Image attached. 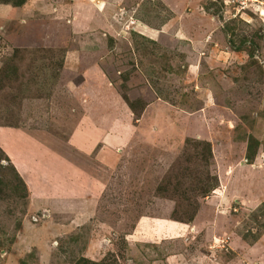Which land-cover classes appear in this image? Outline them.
Masks as SVG:
<instances>
[{"label":"rangeland","instance_id":"rangeland-1","mask_svg":"<svg viewBox=\"0 0 264 264\" xmlns=\"http://www.w3.org/2000/svg\"><path fill=\"white\" fill-rule=\"evenodd\" d=\"M15 7L0 17V128L16 126L26 174L42 163L57 181L25 189L0 147V264H264V0ZM242 38L252 57L234 49ZM123 93L151 106L136 116ZM73 162L105 187L80 194L86 209L98 196L93 215L65 232L72 217L44 210L79 187L58 175ZM211 198L226 219L208 228L199 211ZM141 215L190 228L144 241Z\"/></svg>","mask_w":264,"mask_h":264},{"label":"crops","instance_id":"crops-1","mask_svg":"<svg viewBox=\"0 0 264 264\" xmlns=\"http://www.w3.org/2000/svg\"><path fill=\"white\" fill-rule=\"evenodd\" d=\"M12 5V4H11ZM16 9L15 6H9L8 3L7 4H1L0 3V17H2L1 15L3 14V12H8L9 9ZM151 29V28H149ZM144 30L146 33H149L148 30L146 29H142ZM76 52H79V50H73ZM90 65V63H89ZM64 66L62 65V68ZM77 71H81V68L77 67L75 68ZM94 70V69H93ZM128 76V73L126 74ZM108 85V84H107ZM74 90V89H73ZM72 92V90H71ZM100 104V103H99ZM103 104V103H101ZM108 107V105H106ZM147 106V108L149 106H151L150 104H146L145 103V107ZM94 111V103H90V110H84V112H90L92 113ZM14 127L16 126H10V127H1L0 128V147L6 151L4 152V154L9 158L10 162L13 164L16 172L18 173V175L21 177V179L23 180V182L25 183V185L27 186V189L29 190L32 187H36V186H45V185H50L52 184L51 182H55L57 181L54 177V175L52 173H49L47 171L46 168L43 167L41 161V165L36 163V169L35 171H32L33 175H30V173L26 174L24 172V168H27L25 165L23 166L21 164V160L18 159V157L16 156V151L19 152H23L24 150H27L26 148L23 147V145H19L20 147H15L13 148L11 146V135L13 134V132H15L14 130H16ZM19 128H17V132H19ZM16 132V133H17ZM3 140H9V142H5ZM94 141V140H93ZM77 146H79V148L81 150H88L91 149L93 146L92 140L89 141V145H91L89 148L85 147L83 145H78L76 143ZM40 147V145H39ZM94 150V149H93ZM41 151V149H40ZM51 151V150H50ZM43 153H45V151H42ZM53 152V150H52ZM52 152H50V154H52ZM90 154V153H89ZM97 157L100 160L106 161L111 165H114L115 162H118V155L115 154V151H107V153H105L104 149H98V154ZM111 161V163H110ZM42 167V171H38L37 169ZM85 167V166H84ZM84 167H79L75 164V162H73V167L72 169L70 168H66L65 170V174L63 172V170L61 168H59L58 171V175L59 178H71L74 179V184L79 185V187H75V190L73 189H64L63 190V194L61 196V198L59 200H57V203L55 204H45L47 207L44 210V215L46 216H50L53 215V213L58 212L60 215H70L72 217L71 221L63 224V226H61L60 228H62L65 232H68L69 230H71L73 227L72 226H78L82 223H84L88 217H91L93 215V209L92 207L94 206V203L96 202V198L98 196H94V199L89 198V196H87L85 198L86 203H88L89 205H92L91 208H83L80 204L81 198H80V194H85L87 195V193L89 191H91L90 189L94 190L96 192V194L99 192L100 188L105 187V184L103 181H99V179H95L94 180V176L91 175H87L86 171L84 170ZM86 168V167H85ZM87 170V169H86ZM88 171V170H87ZM37 172V173H36ZM36 179H41V181H36ZM38 182V183H37ZM220 186H222L223 181L222 179H220ZM51 199V198H50ZM48 199V200H50ZM98 199V198H97ZM220 199V197H219ZM80 200V201H79ZM213 198L210 199L211 205H207L204 204L202 205L201 210L199 211L200 214H202V211L207 210V213H205V217H204V223L203 225L208 226V228L212 227L213 225H211L214 220L215 221H219V219L225 220V214H223L222 212H215L214 208L217 206L218 202H216L215 204L213 203ZM84 202V201H82ZM223 202V199H222ZM48 208V209H47ZM53 212V213H52ZM198 213V214H199ZM196 223V222H194ZM216 224V223H215ZM59 225V224H57ZM145 228H144V226ZM149 225V229L148 228ZM199 225V224H197ZM216 226V225H214ZM187 228H190V224H182L181 222L175 221L170 219L168 216H164L163 218H153L151 216H146V215H141L138 217V219L136 220L135 224H134V230L133 232L136 233L137 231L139 232V234H134L136 237L144 240V241H149L152 239H161V238H166V237H174L177 238L180 233V231ZM192 227V226H191ZM218 227V226H217ZM219 228V227H218ZM189 230V229H186ZM169 235V236H168ZM130 236V235H127ZM86 255H89L86 252ZM47 258H44L42 260H45ZM195 263L199 264L200 262L197 260Z\"/></svg>","mask_w":264,"mask_h":264},{"label":"trees","instance_id":"trees-1","mask_svg":"<svg viewBox=\"0 0 264 264\" xmlns=\"http://www.w3.org/2000/svg\"><path fill=\"white\" fill-rule=\"evenodd\" d=\"M25 2V0H13V1H8V0H6V1H4V3H12V5H15V6H18V5H21V4H23ZM229 28V27H228ZM227 31H229L230 32V36H229V44H233V41H232V39H233V37L235 36V34H236V32H235V29H226ZM244 40H245V38H242V39H238V45H236V46H233L234 47V49H236V50H245V51H247V53L249 54V57H252L253 56V49L252 48H250V47H248V48H243L242 46H241V44L244 42ZM252 43V42H251ZM62 66V65H61ZM14 72V71H13ZM127 78H128V76L127 75H125L123 78H122V80H123V84H122V89L124 90L125 88H127V85L125 84V81L127 80ZM123 95V98H124V100L127 102V105H128V107L130 108V110L133 112V114L134 115H136V116H139L140 115V113H141V111H142V109L144 108V106H145V103L144 104H140V107L138 108L137 107V105H135V103H132L130 100H129V98L127 97V95H125L124 93L122 94ZM208 146V148L205 150L206 151V153L204 154V158H205V160H206V158H207V156L208 155H210L211 154V149H210V146L209 145H207ZM246 149H248V144H247V148ZM248 157H251V155H248ZM13 169L15 170V168L13 167ZM16 171V170H15ZM16 176H17V178L19 179V181L22 183V184H24L25 185V183L23 182V180L21 179V177L18 175V173L16 172ZM25 189H26V185H25ZM205 193L207 192V188H206V190L204 191ZM195 213V212H194ZM194 216V214H192V216L191 217H193ZM190 217V218H191ZM188 220H191V219H189L188 218Z\"/></svg>","mask_w":264,"mask_h":264},{"label":"bare ground","instance_id":"bare-ground-1","mask_svg":"<svg viewBox=\"0 0 264 264\" xmlns=\"http://www.w3.org/2000/svg\"><path fill=\"white\" fill-rule=\"evenodd\" d=\"M143 32V31H142Z\"/></svg>","mask_w":264,"mask_h":264}]
</instances>
